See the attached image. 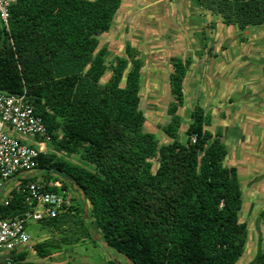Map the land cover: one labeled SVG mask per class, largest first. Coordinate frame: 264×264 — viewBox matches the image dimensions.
<instances>
[{
  "label": "trees",
  "instance_id": "trees-1",
  "mask_svg": "<svg viewBox=\"0 0 264 264\" xmlns=\"http://www.w3.org/2000/svg\"><path fill=\"white\" fill-rule=\"evenodd\" d=\"M123 1L17 0L9 8L8 29L0 23V91L25 93L52 147L79 158L77 165L40 155L38 170L45 182L60 181L61 190L69 191L70 180L92 219L87 222L72 199L65 213L38 223L50 235L32 249L48 258L63 246L93 240V226L105 247L128 264H238L248 242L247 225L238 221V170L224 165L221 134L208 130L211 119L200 106L190 112L185 138L178 135L191 61L169 59L172 101L162 128L168 142L159 144L143 130L138 50L126 42L123 55L111 62L107 47H99ZM196 1L226 27L264 30V0ZM27 209L23 196L13 194L7 206L0 203V218ZM249 264H264L260 237Z\"/></svg>",
  "mask_w": 264,
  "mask_h": 264
},
{
  "label": "rangeland",
  "instance_id": "rangeland-1",
  "mask_svg": "<svg viewBox=\"0 0 264 264\" xmlns=\"http://www.w3.org/2000/svg\"><path fill=\"white\" fill-rule=\"evenodd\" d=\"M197 4L196 0H124L109 32L100 36L99 47H107L106 59L111 62L123 55L126 42L138 50L143 62L140 79L143 130L152 133L159 144L168 142L162 128L169 122L166 110L172 101L169 87L172 57L191 61L183 81L184 104L178 111L180 140L185 138L184 132L191 122L190 112L195 106H211L208 109L211 117L216 111L222 113L230 106L236 108V123L241 124L240 131L244 128L251 147L238 151L236 166L231 162L226 164L238 170L242 192L238 221L246 223L248 230L246 250L238 264H249L256 255L259 237L264 247V30L250 27L240 34ZM109 75L107 72L101 81L105 82ZM253 79L255 83L250 89L242 83L248 80L250 84ZM214 120L216 127L218 117ZM215 127L212 125L211 129ZM229 144H226L227 150H231ZM260 146L263 150H259ZM50 153L58 159L81 164L77 156L67 157L53 147ZM37 174L40 176L42 172ZM65 181L73 202L78 203L90 222L88 202L70 180ZM14 186L13 180L5 184L0 191V203ZM91 228L93 240L88 238L63 246L58 256L65 258V264H107L109 261L128 264L124 257L106 248L101 235ZM27 232L31 236L30 247L50 235L37 223L28 225ZM26 256V263L52 264V260L43 263L32 247L27 249Z\"/></svg>",
  "mask_w": 264,
  "mask_h": 264
},
{
  "label": "built area",
  "instance_id": "built-area-1",
  "mask_svg": "<svg viewBox=\"0 0 264 264\" xmlns=\"http://www.w3.org/2000/svg\"><path fill=\"white\" fill-rule=\"evenodd\" d=\"M16 1L0 0V23L5 29L9 8ZM51 149V136L26 94L0 91V191L7 182L15 181L1 204L7 206L13 194H17L23 196V204L28 208L19 217L0 218V264H21L14 257L31 241L27 226L53 219L72 205L71 194L61 190L60 181L45 182L37 174L40 172L37 159L50 154ZM44 186L59 192H46Z\"/></svg>",
  "mask_w": 264,
  "mask_h": 264
},
{
  "label": "crops",
  "instance_id": "crops-1",
  "mask_svg": "<svg viewBox=\"0 0 264 264\" xmlns=\"http://www.w3.org/2000/svg\"><path fill=\"white\" fill-rule=\"evenodd\" d=\"M232 29L235 31L234 28H232ZM238 32L240 34H244V32H241V31H238ZM222 54L223 53L221 52V55ZM252 81L253 82H251L249 84L248 80L247 81L243 80L242 83H244V84L246 83L245 86L247 87V89H250L251 87H253L251 84L255 83L254 79ZM202 107H203L202 109L204 110L205 114L208 115L209 117H211L210 113L208 111V109H210L211 106L202 105ZM226 110L228 112L226 111V112L219 113V111H216L215 115L214 114L212 115V117H211V125L208 128V130L214 135L217 134V133H220L221 134V139L223 141H225L224 142L225 143L224 144L225 147H226L227 142L230 143L229 145L231 146V150H227V147H226L227 157H226V159L224 161V165L231 167L230 165H228L226 163L231 162V163H234L235 166H236L238 161H239L238 151L242 150L244 147L245 148L251 147V142L248 143L247 137L244 136V128L242 129V131H240L241 130V128H240L241 124L240 123H236V108H232L230 106L229 107L230 111L228 109H226ZM216 117H218L219 125L215 127L213 123H214V121H216V120H214V119H216ZM256 118L259 119V117H256ZM212 125H213V127H215L213 130L211 129ZM230 132H232V133H230ZM225 138H227V139L225 140ZM230 139H232V140H230ZM250 140H252V139L250 138ZM259 150H263L262 146L259 147ZM241 152H243V151H241ZM235 166H233V167H235ZM31 247H30V244H28L27 246L22 248V250L20 251L19 254H26L27 255V249L31 248ZM59 254L60 253L53 254L52 255L53 259H51V256L48 257V258H44V259L40 258V259H42L43 263H47L48 260H52V264H65V258L62 257V256L59 257L58 256ZM26 259H27V256H25V259L23 261H21V264H32V263H26Z\"/></svg>",
  "mask_w": 264,
  "mask_h": 264
}]
</instances>
